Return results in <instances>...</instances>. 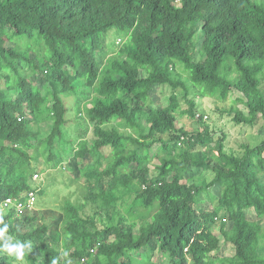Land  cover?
Masks as SVG:
<instances>
[{
	"label": "trees",
	"instance_id": "obj_1",
	"mask_svg": "<svg viewBox=\"0 0 264 264\" xmlns=\"http://www.w3.org/2000/svg\"><path fill=\"white\" fill-rule=\"evenodd\" d=\"M109 30L125 41L102 63ZM263 84L264 0H0V245L31 242L26 264H264V135L234 156L207 129L175 131L178 115L194 118L191 92L230 99L235 123L264 130ZM70 97L90 128L74 144ZM63 152L81 201L63 203L57 240L2 204L42 194L32 177ZM219 215L228 253L211 258Z\"/></svg>",
	"mask_w": 264,
	"mask_h": 264
},
{
	"label": "rangeland",
	"instance_id": "obj_2",
	"mask_svg": "<svg viewBox=\"0 0 264 264\" xmlns=\"http://www.w3.org/2000/svg\"><path fill=\"white\" fill-rule=\"evenodd\" d=\"M120 36L121 34L117 33L114 30H109L106 34L101 35L99 54L102 63H106L108 58H112L117 54V50L125 41V39L123 40V38H121ZM114 41L115 44L111 46L112 42ZM65 70L67 72L73 71L69 67H66ZM183 78L185 79V76ZM37 85L44 91L48 89L47 86L42 82H38ZM262 88L264 89V84ZM188 99H192L194 101V118H190L185 113L178 115L175 125V131L182 128L189 133L195 134L198 131L207 129V132L211 138L210 145L221 140L224 143L226 153L234 156H240L242 154V145L253 147L262 140L264 135V130H262L261 128L262 121L258 120L256 124L252 126L235 123L232 119V115L229 114L230 106L232 103L230 99L221 101L216 97H197L194 96L192 92L188 96ZM65 101L69 107H74L68 116L71 122L66 129L65 135L68 143L74 144V142L79 138L86 139L90 135V128H87L85 133L82 132L86 128V124L85 121H83V115H78L76 113L77 108L75 104V98L70 97ZM180 104V112H186V101L181 98ZM142 131H144L143 125ZM161 138L166 141L170 138V135L166 134ZM205 147L206 148H203L204 151L208 149L207 146ZM66 157V152H63V158L65 159V161H63V164L60 167L55 169L48 167L45 172H36V178L32 177V186L36 188H42L43 193L38 194L36 192V194H34L36 195L35 203L33 210L30 213H34L36 215V218L38 219V225H41L43 222H45L49 227L50 233L53 236H56L57 240H59V223L62 216V207L64 205L63 203L66 200H70L71 202L76 203H79L81 201V192L78 184L70 181L69 173L67 170L68 166L66 164ZM155 163H158L156 159H154L149 165L152 167V165ZM130 167H134V164L130 165ZM196 179H198V181H205L207 183L211 178L209 175L205 176L204 174L203 176H198ZM210 191L217 194L218 190L217 188H210ZM245 214L247 219H249L250 221H257L252 211L248 210L245 212ZM218 218L219 220L213 226L212 231L219 237L220 248L216 253L211 254V258L225 257L226 253H228L226 246L221 240L218 229L219 225L222 223L225 225V229L228 230L230 228V223L224 221L221 215H219ZM262 222L263 220H259L260 224ZM258 253L264 255V249L259 250ZM66 258L72 264H82V260L80 262H77L76 259H72L68 256H66ZM158 260L159 259L155 258L154 261L155 263L157 262V264H160ZM15 264L26 263L24 260H20L18 262H15Z\"/></svg>",
	"mask_w": 264,
	"mask_h": 264
},
{
	"label": "clouds",
	"instance_id": "obj_3",
	"mask_svg": "<svg viewBox=\"0 0 264 264\" xmlns=\"http://www.w3.org/2000/svg\"><path fill=\"white\" fill-rule=\"evenodd\" d=\"M0 224H3V227H0V237H4V234L8 230V225L4 223L2 217H0ZM31 247V242H13L12 238L8 237L0 245V251L7 253L9 256H14L17 260H21L25 255V250H31ZM51 264H57V260L53 258Z\"/></svg>",
	"mask_w": 264,
	"mask_h": 264
},
{
	"label": "built area",
	"instance_id": "obj_4",
	"mask_svg": "<svg viewBox=\"0 0 264 264\" xmlns=\"http://www.w3.org/2000/svg\"><path fill=\"white\" fill-rule=\"evenodd\" d=\"M33 177L36 178V175H34ZM34 203H35V195L33 192L29 191L27 193V197H25L23 201H20L19 199L18 200L6 199L3 202L2 206L5 208L12 207L17 216H22L33 210Z\"/></svg>",
	"mask_w": 264,
	"mask_h": 264
}]
</instances>
